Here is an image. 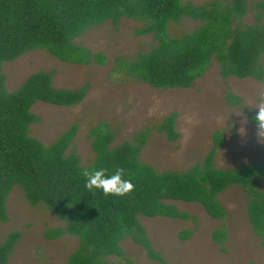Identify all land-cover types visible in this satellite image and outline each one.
I'll list each match as a JSON object with an SVG mask.
<instances>
[{
    "label": "trees",
    "instance_id": "16d2710c",
    "mask_svg": "<svg viewBox=\"0 0 264 264\" xmlns=\"http://www.w3.org/2000/svg\"><path fill=\"white\" fill-rule=\"evenodd\" d=\"M256 10V22L245 16ZM185 16L201 24L179 36H171L169 25ZM128 17L144 22L140 34H153L154 46L135 59L122 60L128 75L158 88L190 87L210 67L214 58L224 78L253 77L264 81V0L252 6L249 0H210L196 4L185 0H0V222L8 219L7 199L15 185L23 187L32 206L44 205L64 225L47 227L45 235L58 239L66 234L79 238L67 264H125L121 242L130 236L147 255L165 262L141 221V216L194 218L171 200L201 203L209 215L225 220L226 207L219 194L230 185H242L251 198L248 213L264 244V163L220 168L214 163L223 134L206 157L184 170H158L141 159L149 130L113 146L115 130L100 122L90 130L95 157L84 165L73 141L78 124H73L50 144L30 134L31 124L41 120L32 111L38 102L72 106L88 94L89 84L78 88L57 87L55 70L32 73L15 90H9L3 72L5 61L45 49L57 58L81 65L107 63L105 52H94L77 43L91 26L112 20L115 25ZM228 100L241 101L233 92ZM177 113L159 124L170 139H177ZM122 167L135 187L125 196L105 195L85 187L86 170ZM192 235L185 230L183 238ZM21 231H11L0 242V264H7L20 240ZM229 235L226 224L213 232L222 245Z\"/></svg>",
    "mask_w": 264,
    "mask_h": 264
},
{
    "label": "rangeland",
    "instance_id": "374dc122",
    "mask_svg": "<svg viewBox=\"0 0 264 264\" xmlns=\"http://www.w3.org/2000/svg\"><path fill=\"white\" fill-rule=\"evenodd\" d=\"M202 4L210 0H185ZM257 0H249L252 6ZM256 10L245 16L246 23L256 22ZM264 24V19H263ZM201 21L185 16L171 22V36L192 31ZM144 22L123 17L118 25L112 20L91 26L77 43L94 52H105L107 63L81 65L63 61L45 49L29 51L16 60L5 61L3 72L9 90H15L34 72L55 70L57 87L78 88L89 84L86 97L77 105L59 106L38 101L32 111L41 120L31 124L30 134L50 144L73 124H78L72 147L81 155L84 165L94 157L90 130L100 122H107L115 130L112 145L133 139L141 130H149L141 159L158 170H184L202 161L215 143L217 131L223 134L214 163L220 168H235L264 163V137L257 136L254 106L264 97V81L253 77L224 78L221 65L214 58L206 72L190 87L158 88L138 80L120 68L122 60L135 59L150 50L153 34H140ZM231 91L241 101L228 100ZM177 113V139H170L159 128L162 120ZM264 190V178L260 179ZM250 194L242 185H230L219 194L228 211L225 220L214 218L198 202L171 200L181 211L194 218L141 216L154 247L161 251L165 262L150 258L143 246L128 236L121 242L125 264H264V244L255 232L248 213ZM8 219L0 222V242L13 230L21 237L7 264H67L68 257L78 247L79 238L66 234L58 239L45 235L47 227L64 225L53 211L44 205L32 206L23 187L15 185L7 199ZM223 223L228 239L222 245L214 240L213 232ZM185 230L192 235L183 238Z\"/></svg>",
    "mask_w": 264,
    "mask_h": 264
},
{
    "label": "clouds",
    "instance_id": "9594fccd",
    "mask_svg": "<svg viewBox=\"0 0 264 264\" xmlns=\"http://www.w3.org/2000/svg\"><path fill=\"white\" fill-rule=\"evenodd\" d=\"M258 110L254 114L257 122V136L264 137V97L254 106ZM85 187L90 191L101 190L105 195L125 196L131 192L135 185L132 179L126 177V170L122 167H116L114 170H108L103 167L86 170Z\"/></svg>",
    "mask_w": 264,
    "mask_h": 264
}]
</instances>
